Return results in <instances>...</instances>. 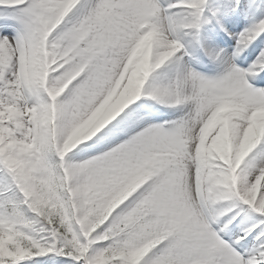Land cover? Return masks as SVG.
Here are the masks:
<instances>
[{
  "label": "snow or ice",
  "instance_id": "obj_1",
  "mask_svg": "<svg viewBox=\"0 0 264 264\" xmlns=\"http://www.w3.org/2000/svg\"><path fill=\"white\" fill-rule=\"evenodd\" d=\"M0 264H264V0H0Z\"/></svg>",
  "mask_w": 264,
  "mask_h": 264
}]
</instances>
